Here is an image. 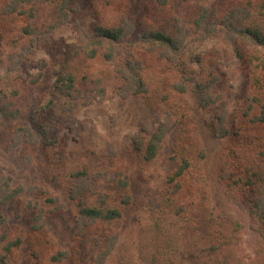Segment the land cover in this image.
<instances>
[{"label": "rangeland", "instance_id": "obj_1", "mask_svg": "<svg viewBox=\"0 0 264 264\" xmlns=\"http://www.w3.org/2000/svg\"><path fill=\"white\" fill-rule=\"evenodd\" d=\"M9 1L0 0V8ZM56 2L33 0L23 6L25 10L33 9L32 19L27 14L0 17V92L20 110L18 120H0V176H10L13 185L37 188L0 206V255L6 254L4 246L8 242L19 241L6 254L5 264H94L104 243V230L87 228L78 237L76 202L94 205L103 195L112 202L119 201L122 191L116 185L115 174L120 172L128 179L131 203L124 207L122 219L110 231L111 235L117 234V241L104 264H143L139 252L146 250L155 217L164 210L159 205L168 188L167 177L176 167L174 156L190 157L201 167L215 208L234 209L218 182L233 137L219 138L215 130L222 112L231 134L240 129L246 97L252 92L251 68L236 59L230 46L203 40L193 20L201 7L226 11L232 5L244 6L247 0H75L74 14L64 25L50 31L57 20ZM177 22L184 26L185 44L190 50L183 56L192 52V56L199 57V61L194 58L192 65L197 78H218L212 93L221 96V100L209 109L199 107L190 83L187 93L177 94L174 85L180 80L179 69L162 58L161 51L151 52L148 44L138 40L144 31H170L180 25ZM96 24L126 29L115 46L114 60H84L81 62L86 65L77 69L86 74L98 72L106 91L104 99L73 110L65 108L66 101L55 100L54 108L42 120L50 127L49 137L55 138L56 144L21 141L12 145L18 127H35L32 115L54 99L55 73L64 56ZM27 25L41 33V42L32 35H24L22 30ZM126 61L138 64L147 88L144 95L125 89L118 71ZM40 71L41 79L33 84L32 79ZM166 110H171L175 126L155 161L145 164L135 151V142L146 135V129L158 126ZM83 169L88 172L82 179L87 190L72 201L69 193L81 180L73 179L71 174ZM51 197L59 200V211L50 212L53 205L46 199ZM29 202L44 210L43 229L37 233L31 230ZM235 209L247 216L245 202ZM176 224L170 232L172 241L178 240L180 245L175 264H204L211 257L207 244L192 243L193 232ZM254 240L252 228L246 226L233 237L232 247L238 256L248 259L256 247ZM58 253H66L67 257L52 261Z\"/></svg>", "mask_w": 264, "mask_h": 264}, {"label": "trees", "instance_id": "obj_2", "mask_svg": "<svg viewBox=\"0 0 264 264\" xmlns=\"http://www.w3.org/2000/svg\"><path fill=\"white\" fill-rule=\"evenodd\" d=\"M56 1L57 20L49 27L50 31H55L64 25L74 14L75 0ZM32 2L33 0H10L6 6L0 8V17L3 15L23 17L27 14L32 19L33 9L31 7L27 10L23 9V6H28ZM193 25L203 40L211 39L220 45L230 46L236 59L250 65L251 68L252 92L246 97L247 107L242 112L240 129L234 132L235 134H231L226 128L225 112H222L217 118L215 130L219 138L228 135L233 137L226 149L218 182L225 196L232 200L234 209L215 208L210 201V191L201 167L196 166L195 161L190 157L174 156L176 167L167 177L168 188L159 205L164 210L161 215H156L151 230V240L146 250L139 252V259L143 264H175V254L180 249V245L178 240L172 241L170 232L173 224L177 223L193 232L192 243L204 241L207 244V251L210 252L211 257L204 260V264H264V0H247L244 6L232 5L226 11L201 7L198 16L193 20ZM183 27L180 24L165 32L147 30L141 33L138 40L142 44H148L151 52L161 51L160 56L168 59L169 63L179 69L180 80L174 85L177 94L187 93L189 89L187 83H190L199 107L204 110L209 109L221 100V96L212 93L218 78L213 75L208 78H197L192 65L194 58L197 61L199 57L192 56V52L183 56L184 52L189 50L185 44ZM125 30L124 26L110 27L96 24L72 45L55 73L54 99L34 112L31 120L34 128L27 126L15 129L17 133L12 139V145L17 146L21 141L32 144L39 141L48 146L56 144L57 140L49 137L50 127L42 120L43 115L54 108L55 100L66 101L65 108L73 110L78 106H90L104 99L106 91L98 72L86 74L77 69L86 65L81 61L90 63L100 57L105 62L114 60L117 57L115 46L122 39ZM22 31L24 35H32L38 42L42 41V38L38 37L41 33L35 27L31 28L27 25ZM137 66L135 62L126 61L118 73L127 91L134 95H144L147 93V88ZM79 73L83 76L80 77ZM41 77L40 71L32 79V83H37ZM80 81L86 83L85 86ZM12 93L18 95L17 91ZM7 98V95L0 92V120L16 121L20 116V110L12 101L8 102ZM244 119H248L246 124ZM174 126L173 114L171 110H166L156 128L146 129V135L137 138L135 151L143 163L155 161L162 149L163 141ZM115 175L116 185L122 191L119 201L112 202L107 195H103L94 205H88L83 201L76 202V235L83 236L87 228L104 230V243L94 264H104L114 249L117 234L111 235L110 231L122 219L124 207L131 203L128 179L120 172ZM71 176L77 181L81 180L69 193V199L76 201L87 190V185L82 179L88 176V172L87 169H83L73 172ZM34 190L37 188L33 186L13 185L10 176L2 175L0 206L13 201L23 193ZM46 202L53 205L50 212L59 211L62 207L57 198H47ZM243 202L246 203L247 216L238 213L235 209V206ZM199 203L203 207H199ZM28 209L32 212L31 230L37 233L43 229L44 210L32 202H29ZM246 226L252 228L256 246L248 259L238 256L232 247L233 237ZM87 241L88 238L85 242ZM18 243L19 241L8 242L4 246L5 253H10ZM6 254L0 255V264L6 263ZM66 257V253H58L52 257V261L59 262Z\"/></svg>", "mask_w": 264, "mask_h": 264}]
</instances>
